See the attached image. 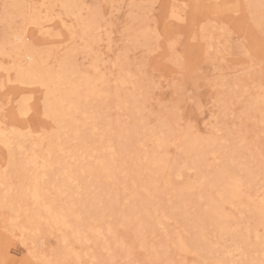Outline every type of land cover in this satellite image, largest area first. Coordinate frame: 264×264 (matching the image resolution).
<instances>
[{
  "label": "rangeland",
  "instance_id": "374dc122",
  "mask_svg": "<svg viewBox=\"0 0 264 264\" xmlns=\"http://www.w3.org/2000/svg\"><path fill=\"white\" fill-rule=\"evenodd\" d=\"M21 65L36 74L63 67L70 83L95 79V94L78 103L76 125L56 126L45 110L46 89L20 79ZM0 131V264H216L225 258L259 264L254 238L244 230L249 225L264 240V223L253 212L227 205L233 232L217 234L203 216L202 189L182 197L133 193L147 178L143 171L135 175L137 166L162 156L182 174L172 179L174 188L186 182L206 187L223 175L241 183L243 198L264 202V0H0ZM181 136L195 138L198 157L178 149ZM102 159L115 163L110 180L95 171ZM37 164L46 166L47 176L37 175ZM34 185L44 189L40 203L31 196ZM147 201L157 202L156 216L143 215ZM43 205L71 214L69 225L85 236V225L101 227L102 234L64 245ZM25 217L33 219L31 235L19 229L27 226ZM178 239L186 251L176 247Z\"/></svg>",
  "mask_w": 264,
  "mask_h": 264
},
{
  "label": "bare ground",
  "instance_id": "6f19581e",
  "mask_svg": "<svg viewBox=\"0 0 264 264\" xmlns=\"http://www.w3.org/2000/svg\"><path fill=\"white\" fill-rule=\"evenodd\" d=\"M63 5V4H62ZM67 8H69V7H66V6H64V9H67ZM63 9V10H64ZM70 9V8H69ZM73 14V13H72ZM84 23V22H83ZM82 25V24H81ZM89 30V29H88ZM86 32V31H85ZM88 34V33H87ZM16 41H19V40H17L18 38H14ZM15 42V41H14ZM16 43V42H15ZM17 44V43H16ZM15 44V45H16ZM19 44V43H18ZM17 44V45H18ZM16 47V46H15ZM17 47H19V45L17 46ZM21 47H22V45H21ZM19 51H21V50H19ZM27 52V51H26ZM14 54V53H13ZM30 54H32V53H30ZM64 54V53H63ZM16 55V54H15ZM32 57V56H31ZM76 57H79V56H76ZM21 58V57H20ZM45 58V57H44ZM33 60H34V57L32 58ZM46 61V60H45ZM64 61V60H63ZM68 61V60H67ZM23 65V64H22ZM21 65V66H22ZM38 65V64H37ZM82 65V64H81ZM93 65V64H92ZM35 66H36V63H35ZM34 66V67H35ZM65 66V65H64ZM69 66H71V65H69ZM31 67V66H30ZM73 67V66H72ZM23 68V66L22 67H19L18 68V70H17V76L20 78V79H22V80H24V81H28L27 83H29L30 85H32V83H37V84H39V85H41L42 87H44L45 89H46V101L44 100V102H46L47 103V108H45V110H47L48 112H49V114H50V117H51V119H53L54 121V123H56V126H58V124H63L64 122H66V121H70V123L71 124H75L76 125V121L77 120H75V119H73L74 118V114L76 113V111L78 110V103H79V101L81 102V104L82 105H84L86 102H85V100L89 97V96H92V95H94L95 94V91H96V89H95V87H94V80H89V79H86V78H82L80 81H78V82H76V83H70L69 82V80H68V77H67V70L65 69V68H63V67H58V69H60V70H58L57 72H53V73H49V72H44L43 74H36L35 72L36 71H33V70H29V69H22ZM39 68H41V67H39ZM70 68V67H69ZM93 68V67H92ZM36 69V68H35ZM44 69V68H43ZM96 69V68H95ZM39 70V69H38ZM53 70V69H52ZM56 70V69H55ZM71 70V69H70ZM90 70H92V69H90ZM45 71V70H44ZM73 71H75V70H73ZM82 71H84V70H82ZM86 71V70H85ZM97 71V70H96ZM69 72H71V71H69ZM71 73H74V72H71ZM77 73V72H76ZM74 73L73 74V76L74 75H77V74H79V73ZM84 73V72H83ZM96 73V72H95ZM99 73V72H98ZM80 74H81V72H80ZM90 74H92V73H90ZM87 76H88V74H86ZM97 75V74H96ZM100 75V74H99ZM72 77V76H71ZM78 77V76H77ZM76 77V78H77ZM82 77V76H81ZM76 78H74L73 77V79H76ZM90 78V77H89ZM95 78V77H94ZM100 78V77H99ZM18 79V78H17ZM70 79V78H69ZM93 79V78H92ZM97 80V79H96ZM101 80V79H100ZM30 81V82H29ZM102 81V80H101ZM117 81V80H116ZM115 81V82H116ZM119 81V80H118ZM125 81V80H124ZM96 82V81H95ZM20 83H21V81H20ZM99 83H100V81H99ZM98 83V84H99ZM98 84H96V85H98ZM106 84V83H105ZM106 86H108V85H106ZM105 86V87H106ZM98 87V86H97ZM96 87V88H97ZM102 87H103V85H102ZM109 87V86H108ZM100 88H101V86H100ZM98 89V88H97ZM104 89V88H103ZM108 89H110V88H108ZM122 90V89H121ZM120 91V90H119ZM109 92V91H108ZM98 93H101V92H98ZM117 92H115V94H116ZM122 93V92H121ZM101 95V94H100ZM118 95V94H117ZM116 97V96H115ZM118 97H119V95H118ZM111 98V97H110ZM101 99V98H100ZM119 99V98H118ZM122 99H125L124 97L122 98ZM122 99H121V101H122ZM108 100H110V99H108ZM84 101V102H83ZM98 101V100H97ZM127 101V100H126ZM84 104H83V103ZM94 103V102H93ZM103 103H105V102H103ZM123 103V102H122ZM126 103H128V102H126ZM92 104V103H91ZM106 104V103H105ZM118 104V103H117ZM129 104V103H128ZM131 105H133L132 103H130ZM116 105V104H115ZM255 105V104H254ZM80 106V105H79ZM118 106V105H117ZM116 106V107H117ZM81 107V106H80ZM86 108H88V107H86ZM84 109V108H83ZM97 109V108H96ZM99 109V108H98ZM80 110V112H82L81 111V109H79ZM78 110V111H79ZM135 110V109H134ZM251 110V109H250ZM47 111H45V112H47ZM91 111H93V110H91ZM91 111H89L88 110V112H91ZM95 111V110H94ZM93 111V112H94ZM84 112V111H83ZM96 112V111H95ZM92 113V112H91ZM48 114V113H47ZM46 114V115H47ZM88 114V113H87ZM96 114V113H95ZM94 114V115H95ZM82 115V114H81ZM91 115H93V114H91ZM48 116V115H47ZM87 116H89V115H87ZM102 116H103V114H102ZM78 117V116H77ZM90 117V116H89ZM97 117H99V116H97ZM139 117V116H138ZM76 118V117H75ZM91 118V117H90ZM93 118V117H92ZM94 119H96V118H94ZM97 119H99V118H97ZM102 119V118H101ZM88 120H90V119H88ZM100 120V119H99ZM103 120V119H102ZM52 121V120H51ZM94 121V120H93ZM100 122V121H99ZM81 123V122H80ZM68 124V123H67ZM83 124V123H82ZM81 124V125H82ZM85 124V123H84ZM83 124V125H84ZM90 124H93V123H90ZM95 124V123H94ZM105 125V124H104ZM103 125V126H104ZM118 125V124H117ZM60 126H62V125H60ZM89 126V125H88ZM106 126V125H105ZM71 127H73V126H71ZM118 127V126H117ZM122 127H125V126H122ZM58 128H60V127H58ZM57 128V129H58ZM66 129H68V127L66 126L65 127ZM87 128V127H86ZM106 128V127H105ZM121 128V127H120ZM62 129V128H61ZM69 129H71V128H69ZM68 129V130H69ZM77 129V128H76ZM116 129V128H115ZM67 130V131H68ZM89 131H90V129H88ZM93 130V129H92ZM91 130V131H92ZM106 130V129H105ZM109 130V129H108ZM122 130V129H121ZM58 131V130H57ZM61 131V130H60ZM65 131V130H64ZM4 132V131H3ZM2 131H0V134H1V136L2 137H4V133H3ZM6 133V132H5ZM59 133V132H58ZM63 133V132H62ZM107 133H109V132H107ZM112 133H114V132H112ZM65 134V133H64ZM71 134V133H70ZM75 134H76V132H75ZM77 134H78V132H77ZM121 134V133H120ZM79 135V134H78ZM103 135H105V134H103ZM110 135V134H109ZM119 135V134H118ZM15 136V135H14ZM54 136H56L55 134H54ZM63 136V135H62ZM61 136V137H62ZM67 136V135H66ZM65 136V137H66ZM73 136V135H72ZM71 136V137H72ZM100 137H102L101 135H99ZM98 136V137H99ZM112 136V135H111ZM11 137V136H10ZM60 137V136H59ZM69 136H67V138H68ZM79 137V136H78ZM80 137H82V134L80 135ZM107 137H110V136H107ZM140 137V136H139ZM16 138H18V137H15V142H16ZM48 138H52V137H48ZM192 139H195V138H193V137H191ZM10 139V138H9ZM76 139V138H75ZM192 139H190V138H187V137H185V136H181V144H180V146H179V150H181V151H183L184 153H185V155L187 154V155H190V154H193L194 156H196V157H198L199 156V154H198V152L200 151V146H199V144L195 141V140H192ZM59 140H61V138H59ZM67 140V139H66ZM95 140H97V142H98V139H95ZM6 141V140H5ZM44 141V140H43ZM63 141V140H62ZM65 141V140H64ZM70 141V140H69ZM68 141V142H69ZM77 141H79V140H77ZM88 141H90V140H88ZM93 141H94V139H93ZM99 141H101V140H99ZM115 141V140H114ZM211 141H213V140H211ZM49 142H51V141H49ZM48 142V143H49ZM80 142V141H79ZM95 142V141H94ZM93 142V143H94ZM96 142V143H97ZM2 143H3V141H2ZM6 143V142H5ZM46 143V142H45ZM55 143V142H54ZM70 143H72V142H70ZM89 143H91V142H89ZM106 144H107V142H105ZM202 143V142H201ZM15 144V143H14ZM60 144V143H59ZM63 144H64V142H63ZM74 144V143H73ZM86 144H88V143H86ZM98 144V143H97ZM100 144V143H99ZM115 144V143H114ZM116 144H118V143H116ZM209 144V143H208ZM41 145H44V144H41ZM47 145V144H46ZM65 145H68L67 144V142H66V144ZM70 145V144H69ZM93 145V144H92ZM122 145V144H121ZM163 145V144H162ZM16 146V145H15ZM55 146H56V143H55ZM57 146H59V145H57ZM61 146V145H60ZM73 147H74V145H72ZM94 146V145H93ZM114 146V145H113ZM6 147V146H5ZM77 147H79L78 145H76V148ZM97 148L96 149H98V146H96ZM105 147V146H104ZM104 147H102L103 148V150H105L104 149ZM206 147V146H205ZM10 147H8V149H9ZM12 148V147H11ZM53 149L55 148V147H52ZM80 148V147H79ZM78 148V149H79ZM87 148H89L90 149V147L88 146ZM157 148V147H156ZM158 148H160V146H158ZM158 148H157V150H158ZM204 148V147H203ZM13 149V148H12ZM69 149H72L71 147L69 148ZM88 149V150H89ZM110 149V148H109ZM120 149V148H119ZM55 150V149H54ZM58 150H60V149H58ZM65 149H63V150H60V151H64ZM66 150H68L67 148H66ZM75 150H77V149H75ZM83 150V149H82ZM99 150H101V149H99ZM107 150V149H106ZM160 150V149H159ZM9 151V150H8ZM53 151V150H52ZM51 151V152H52ZM77 151H79V150H77ZM205 151V150H204ZM44 152V151H43ZM55 152H57V151H55ZM69 152H70V150H69ZM73 152V151H72ZM82 152H84V151H82ZM90 152H91V150H90ZM106 152V151H105ZM111 152V151H110ZM12 153V152H11ZM11 153H10V155H11ZM66 153V152H65ZM76 153V152H75ZM85 153V152H84ZM112 153H113V151H112ZM156 153H158V152H156ZM35 154V153H34ZM56 154V153H55ZM63 154V153H62ZM67 154V153H66ZM70 154V153H69ZM73 154V153H72ZM77 154V153H76ZM79 155H80V153H78ZM103 154V153H102ZM107 154V153H106ZM114 154V153H113ZM13 155V154H12ZM161 155V154H160ZM15 156V155H14ZM42 156V155H41ZM44 156H46V155H44ZM43 156V157H44ZM67 156V155H66ZM72 156V155H71ZM204 156V155H203ZM9 157V156H8ZM40 157V156H39ZM61 157V156H60ZM103 157V156H102ZM122 157V156H121ZM152 157V156H151ZM29 158H31V157H29ZM45 158V157H44ZM53 158H54V156H53ZM73 158H76V157H73ZM83 158H84V156H83ZM164 158H167V157H165L164 156ZM192 158H193V156H192ZM200 158L202 159V156H200ZM38 159H41V157L40 158H38ZM54 159H56V160H58L57 158H54ZM64 159H66V158H64ZM168 159V158H167ZM23 160H25V159H23ZM20 161V162H25V161ZM56 160H54L53 162H55ZM87 160V159H86ZM149 160V159H148ZM197 160V159H196ZM199 160V159H198ZM221 160V159H220ZM11 161H13L14 162V160L13 159H11ZM27 161H29V160H27ZM33 161V160H32ZM37 161V160H36ZM47 160H45V162H46ZM64 161V160H63ZM96 161V160H95ZM134 162H138V165H141L140 164V159L139 158H137V160L135 159V160H133ZM172 161V160H171ZM17 163H16V165L18 164V161H16ZM20 162H19V165H20ZM89 162H92V161H89ZM176 162V161H175ZM9 163H10V161H9ZM12 163V162H11ZM40 163V162H39ZM56 164H57V162H55ZM93 163H95V162H93ZM142 163V162H141ZM200 163V162H199ZM23 164H25V163H23ZM29 164V163H28ZM40 164H42V163H40ZM44 164H47V163H44ZM81 164V163H80ZM92 164V163H91ZM90 164V165H91ZM114 164L115 163H113V160L112 159H109V161L108 160H105V159H102V160H98L97 161V164H96V170L95 171H98L99 173H100V177L101 176H103L104 177V179L105 180H110L112 177H113V172L114 171H116L115 169H114ZM120 164V163H119ZM134 164V163H133ZM8 165H10V164H8ZM13 165V164H12ZM16 165H14V166H16ZM27 165V164H26ZM25 165V166H26ZM118 165V164H117ZM136 165V164H135ZM144 165V164H143ZM175 165V164H174ZM33 166V165H32ZM37 166H40L39 164H37ZM84 166V165H83ZM208 166V165H207ZM12 167V166H11ZM18 167H20V166H18ZM34 167V166H33ZM41 167V173L40 172H37L38 174L37 175H39V177L40 178H43L45 175L47 176V174H45V169H46V166H44V165H41L40 166ZM68 167V166H67ZM88 167H90V166H88ZM182 166L180 165L178 168H181ZM7 168V167H6ZM22 168V167H21ZM80 168H81V166H80ZM120 168V167H119ZM118 168V169H119ZM189 168V167H188ZM191 168V167H190ZM8 169V168H7ZM13 169V168H12ZM19 169V168H18ZM40 169V168H39ZM85 170H82V171H85L86 172V174H87V171L89 170H87V167L86 168H84ZM218 169V168H217ZM3 170V169H2ZM21 170V169H20ZM53 170V169H52ZM70 170V172H71V169H69ZM114 170V171H113ZM131 170H132V168H131ZM130 170V171H131ZM1 171V170H0ZM7 171V170H6ZM6 171H4V172H6ZM12 171H14V170H12ZM137 171L138 172H136L135 173V175L137 174V176H138V173H139V171H143V172H145L146 173V175H147V178L146 179H143L142 180V183L140 184V185H137V186H135L134 187V185L132 184V186L134 187V195H136L137 194V192H136V190L137 189H140V190H143V192L145 193V195H147V194H152V195H155V194H157V195H161V194H164V193H166V192H168V194L170 193L172 196L173 195H175V196H179V197H182V196H187L189 193H193V191L195 190V189H202L203 191H202V193L204 194L203 195V197L201 198L203 201H204V209L206 210V212L204 213V217H205V219H207L208 220V224L210 225V227L212 226V228H213V230H215L216 232H217V234H229L231 231H232V227H234V226H230L231 224V222L229 221V218H231V217H228V215L225 213V211H224V208H225V210H226V207H228L227 205H229V206H232V207H234V209L235 208H237V207H240V208H245V210L247 209L248 211H250V212H253L258 218V220H257V223L259 222L260 224H262V223H264L263 222V220H264V202H260V203H255V204H253L252 203V201L250 200V199H252V197L250 196V199H249V196H248V198L247 197H245V198H243V196H244V192H242L241 191V183H239L236 179H232V178H230V177H224L223 175H220L216 180H215V182H210L206 187L205 186H201V184L199 185V186H197V185H195V184H193V183H191V182H186L185 184L183 183L181 186H179V187H177V188H174L173 187V183L171 182L172 181V179H175V181L177 180V179H179V178H181L182 177V174H181V172H180V170H177V169H175V166H173V164H169V163H167V161H165L164 159H163V157L162 156H158V157H153L152 159H150L147 163H146V165H144V166H137ZM192 171V170H191ZM10 172H11V169H10ZM47 173H50L49 172V170L48 171H46ZM64 172V170L62 171V173ZM68 172V171H67ZM91 172V171H90ZM90 172H89V174H90ZM118 172V171H117ZM128 172V171H127ZM12 173V172H11ZM73 173V172H72ZM125 172L123 171V173L121 172V174H124ZM6 174V173H5ZM93 174H95V172H93ZM92 174V175H93ZM222 174H223V172H222ZM14 175H15V173H14ZM17 175H18V173H17ZM36 175V174H35ZM77 175V174H76ZM134 175V176H135ZM217 175H219V174H217ZM1 176H3V175H1ZM5 176H8V175H5ZM115 176H117V175H115ZM129 176H130V174H129ZM140 176H142V174L140 175ZM67 177V176H66ZM89 177V176H88ZM95 177V176H94ZM119 177V176H118ZM63 178H65V177H63ZM62 178V179H63ZM86 178H87V175H86ZM97 178V177H96ZM96 178H94V179H96ZM102 178V177H101ZM115 179H116V177H114ZM122 178V177H121ZM125 178H127V176L125 175ZM130 178H132V176L130 177ZM212 178V177H211ZM215 178V177H214ZM5 179H7V177L5 178ZM32 178L30 177V180H31ZM88 179V178H87ZM91 179V178H90ZM97 179H99V177L97 178ZM104 179H103V181H104ZM68 180V179H67ZM89 180V179H88ZM117 180V179H116ZM113 181V179L111 180V181H113V182H116V184H118L117 183V181ZM120 180V179H119ZM128 180H129V178H128ZM130 180H132V179H130ZM203 180L204 179H202V180H200V181H202L203 182ZM0 181L2 182L3 181V179H2V177L0 178ZM70 181V180H69ZM125 181H126V183H127V180L125 179ZM209 181V180H208ZM96 182H98L97 180H96ZM130 182V181H129ZM193 182V181H192ZM197 182V181H196ZM205 182V181H204ZM107 183H109V181H107ZM112 182H110V184H111ZM122 183H123V181H122ZM133 183V182H132ZM1 184H4V182L3 183H1ZM37 184H38V182H37ZM112 184H114V183H112ZM115 184V185H116ZM120 185H121V183H120ZM41 186V185H40ZM63 186V185H62ZM61 186V187H62ZM94 186V185H93ZM104 186V185H103ZM123 186V185H122ZM131 186V187H132ZM244 186V185H243ZM29 187H30V184H29ZM125 187V186H124ZM26 188V187H25ZM80 188V187H79ZM112 188V187H111ZM205 188V189H204ZM113 189V188H112ZM119 189V188H118ZM125 189L126 190H128L126 187H125ZM124 188L122 189L121 188V190H125ZM44 190V189H43ZM43 190H41L40 189V191H43ZM61 190V189H60ZM120 190V189H119ZM120 190V191H121ZM40 191H39V188L37 187V185H34L33 186V189H32V191H31V196H32V198L34 199V201H35V203L36 202H38V201H40V200H42L41 199V197L42 196H40ZM57 191V190H56ZM58 191H59V189H58ZM118 191V190H117ZM122 191V192H123ZM131 191H133V190H131ZM131 191H129V192H131ZM26 191L24 190V193H25ZM122 192H119V193H122ZM128 192V191H127ZM118 193V194H119ZM132 193V192H131ZM136 193V194H135ZM201 193V194H202ZM60 194V193H59ZM63 194V193H62ZM130 194V193H129ZM201 194H199V195H201ZM245 194H247V193H245ZM25 195H26V193H25ZM42 195V194H41ZM124 195V194H123ZM122 195V196H123ZM27 197H29V195H26ZM46 196V195H45ZM59 196H61V195H59ZM65 196V195H64ZM108 196V195H107ZM119 196V195H118ZM121 196V195H120ZM125 196V195H124ZM131 196V195H130ZM168 196H170V195H168ZM264 195H262L261 197H263ZM13 197V196H12ZM137 197V196H136ZM138 197H139V195H138ZM152 197V196H151ZM163 197V196H162ZM87 198V197H86ZM133 197H130V199H132ZM259 198V197H258ZM3 199V198H2ZM45 199V198H44ZM138 199V198H137ZM150 199H152V198H150ZM262 199H264V197L262 198ZM46 200V199H45ZM44 200V201H45ZM136 200V199H135ZM158 200V199H157ZM258 200H260V198L258 199ZM8 201V200H7ZM42 202V204H44L45 202ZM50 201V200H49ZM47 202V203H50V202ZM133 201V200H132ZM171 201V200H170ZM253 201H254V198H253ZM262 201H264V200H262ZM161 202V201H160ZM7 204H9L8 202H6ZM5 203V204H6ZM38 203H40V202H38ZM52 203V202H51ZM156 203L157 202H155V203H152L151 201L149 202V201H147L145 204H144V207L142 208V213H143V215L145 216V217H154V216H156V212H157V205H156ZM3 204V202L1 203V205ZM53 204V203H52ZM74 204V203H73ZM0 205V206H1ZM51 205V204H50ZM53 205H55V204H53ZM72 205V204H71ZM226 205V206H225ZM12 206V205H11ZM52 206V205H51ZM51 206H47V205H43V209H44V212H45V214L47 215L46 217H48V220L51 222V224L53 225V226H55L56 227V229H57V231H59V232H61L62 233V237H61V239H60V242L62 243V244H64V245H66V244H72V243H82V241L83 242H88V241H90V237H94V236H99L100 234H102V228L101 227H97V228H95V227H92V226H90V225H85V230H86V234H88V236H85V231L84 230H80V228H78V227H72L71 225H69L70 224V222L68 223V221H67V219H68V217L71 215V214H65L64 213V211H62V210H55V209H53ZM73 206V205H72ZM225 206V207H224ZM5 206H3V207H1V208H3V209H6V208H4ZM42 207V206H41ZM40 207V208H41ZM64 207H65V205H64ZM77 207V206H76ZM118 207V206H117ZM123 207V206H122ZM20 208V207H19ZM40 208H38V209H40ZM68 208V207H67ZM10 210V209H9ZM18 210V209H17ZM16 210V211H17ZM20 210H22L21 208H20ZM237 210V209H236ZM244 210V211H245ZM6 211V210H5ZM14 211V209L12 210V212ZM34 211V210H33ZM42 211V210H41ZM20 212H22V211H20ZM25 212H27L26 210H25ZM37 212H39V211H37ZM43 212V213H44ZM246 212V211H245ZM33 213V212H32ZM67 213V212H66ZM141 213V214H142ZM14 214V213H13ZM13 214H11L13 217H14V215ZM38 214V213H37ZM76 214V213H75ZM81 214V213H80ZM10 215V214H9ZM11 215L9 216V217H11ZM17 215H18V212H17ZM25 215V214H24ZM38 215H40V214H38ZM124 215V214H123ZM126 215H128V217H124V221H125V225L126 224H129V222H130V218H132L131 217V213L130 214H126ZM134 215H137L136 213L134 214ZM230 215V214H229ZM27 216V215H26ZM195 216V215H194ZM12 217V218H13ZM16 217V216H15ZM14 217V219H18V217H16L15 218ZM22 217V216H21ZM21 217H19V218H21ZM24 217V216H23ZM29 217H31V216H29ZM43 218L45 217L44 216V214H43V216H42ZM45 217V218H46ZM254 217V216H253ZM26 218V217H25ZM32 218H34V217H32ZM41 218V217H40ZM82 218V217H81ZM98 218V217H97ZM149 218V219H150ZM195 218V217H194ZM23 219V218H22ZM122 219V218H121ZM26 220H27V222H25L26 223V227H25V224L21 227V228H19V229H21V233L23 232L24 233V235L25 234H27V232H29V231H31L32 230V228H33V225H32V222H31V220H33V219H31V220H29L28 221V217L26 218ZM25 220V221H26ZM45 220V219H44ZM8 221H10V220H8ZM18 221H19V219H18ZM80 221V220H79ZM124 221H122L123 223H124ZM158 221V222H157ZM232 221V220H231ZM14 222V221H13ZM40 222V221H39ZM38 222V223H39ZM152 222V221H151ZM248 222V221H247ZM250 222V221H249ZM10 223V222H9ZM24 223V222H23ZM168 223V222H167ZM20 224V223H19ZM51 224H49V225H51ZM122 224V223H121ZM132 224V223H131ZM259 224V225H260ZM14 225V224H13ZM156 225H157V228H158V225H160V222H159V220H156ZM248 224H246V225H244V227L245 226H247ZM257 225V224H256ZM255 225V226H256ZM11 226V225H10ZM21 226V225H20ZM39 226V225H38ZM142 226V224L140 223L139 224V227H141ZM152 226V225H151ZM236 226V225H235ZM249 226V225H248ZM246 227L244 230H245V232H246V234L247 235H252V237L254 238V242L252 243V244H254L253 245V250H252V252H255V253H258V254H260V256H261V263L259 262V264H262V261L264 262V240H261L260 238V236L258 237V235H257V232H256V230L253 228V229H249V227ZM262 226H263V224H262ZM35 227V226H34ZM148 227H149V224H148ZM237 227V226H236ZM241 227V226H240ZM12 228V227H11ZM153 228V227H152ZM239 228V227H238ZM9 229V228H8ZM174 229V228H173ZM259 229V228H258ZM237 230V229H236ZM8 231H10V229L8 230ZM12 232H13V230H11ZM243 231V230H242ZM32 233H34L35 231H31ZM105 232L106 233H111V228H110V226L108 225V226H106L105 227ZM215 232V233H216ZM233 232V231H232ZM31 233V234H32ZM238 233V232H237ZM29 234H30V232H29ZM29 234H27V235H29ZM30 234V235H31ZM259 234V233H258ZM91 235V236H90ZM233 235V234H232ZM231 235V236H232ZM234 235H236V234H234ZM233 235V236H234ZM109 236V235H108ZM223 236V235H222ZM239 236H240V234H239ZM235 237V236H234ZM170 238V237H169ZM248 238H249V236H248ZM251 238V237H250ZM179 240V239H178ZM236 240H239V239H236ZM240 241H242V240H240ZM239 241V242H240ZM249 241H250V239H249ZM188 242V241H187ZM246 242V241H245ZM241 243V242H240ZM251 243V242H250ZM83 244V243H82ZM118 244V243H117ZM177 246L176 247H178V249H180V250H185V244L182 242V241H178L177 243ZM130 245V244H129ZM250 246H251V244H249ZM249 245H247L246 244V246L248 247ZM256 245V246H255ZM245 246V245H244ZM124 247V246H123ZM250 248V247H249ZM240 249H242V248H240ZM251 249V248H250ZM98 250V249H97ZM174 250V249H173ZM243 250V249H242ZM186 251V250H185ZM244 251V250H243ZM128 252V251H127ZM233 252V251H232ZM241 252V251H240ZM95 253H98V251L97 252H95ZM122 253V252H121ZM242 253V252H241ZM100 254V253H99ZM106 254H107V252H106ZM226 255L227 254H230L229 252H227V253H225ZM243 254H247V253H245V252H243ZM249 254H253V253H250L249 252ZM248 254V255H249ZM73 255V254H72ZM97 255V254H96ZM96 255H93V256H96ZM156 255V254H155ZM179 255V254H178ZM242 255V254H241ZM76 258H78L79 259V257L77 256V254H75L74 255ZM93 256H91V257H93ZM228 256H231V255H228ZM243 256V255H242ZM247 256V255H246ZM252 256H254V255H252ZM258 256V255H257ZM74 257V258H75ZM222 257L224 258V256H223V254H222ZM249 257V256H248ZM250 257H251V255H250ZM229 258V257H228ZM231 258V257H230ZM245 258V257H244ZM259 258V257H258ZM222 259V258H221ZM246 259V258H245ZM254 259H256L257 261H259L257 258H254ZM97 261H98V259H96ZM108 260V259H107ZM217 260V259H216ZM220 260V259H219ZM231 260V259H230ZM252 261V260H251ZM256 261V262H257ZM253 263H255V262H253ZM258 263V262H257ZM256 263V264H257ZM104 264V263H103ZM216 264H230V261H227V259L225 258L224 260H220V261H216Z\"/></svg>",
  "mask_w": 264,
  "mask_h": 264
},
{
  "label": "snow or ice",
  "instance_id": "6c2138e0",
  "mask_svg": "<svg viewBox=\"0 0 264 264\" xmlns=\"http://www.w3.org/2000/svg\"><path fill=\"white\" fill-rule=\"evenodd\" d=\"M8 7H9L8 5H5V8H6V9H7ZM176 102H177V103L179 102L178 97H177Z\"/></svg>",
  "mask_w": 264,
  "mask_h": 264
}]
</instances>
